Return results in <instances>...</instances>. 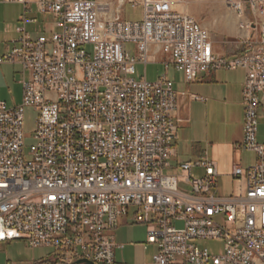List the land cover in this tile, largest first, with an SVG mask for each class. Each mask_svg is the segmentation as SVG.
Here are the masks:
<instances>
[{"label":"built area","instance_id":"2783aa9c","mask_svg":"<svg viewBox=\"0 0 264 264\" xmlns=\"http://www.w3.org/2000/svg\"><path fill=\"white\" fill-rule=\"evenodd\" d=\"M184 1L133 2L143 16L127 20L123 1L103 15L100 0H0L34 2L55 17L53 29L37 37L18 27L0 55V63L29 73L20 105L0 99V243L50 247L64 263L121 264L113 232L131 213L157 246L152 264H264V0H227L243 30L230 55L180 9ZM157 62L188 83L216 69L246 71L237 146L257 160L234 165L233 194L218 193V166L206 154L168 171L177 155L178 92L165 74L150 80L136 71L138 63ZM26 107L38 111L29 157ZM208 239L223 240L224 252L198 244Z\"/></svg>","mask_w":264,"mask_h":264},{"label":"crops","instance_id":"0c3cea01","mask_svg":"<svg viewBox=\"0 0 264 264\" xmlns=\"http://www.w3.org/2000/svg\"><path fill=\"white\" fill-rule=\"evenodd\" d=\"M2 3L7 4L6 2ZM11 8H13L12 12L6 19L15 28L10 32L11 35L7 37L8 39L6 38L4 41L5 51L13 40L11 38L20 35L18 27L22 25L33 37L48 32L54 27V15L52 13H41L34 2L30 3L29 6L13 3ZM215 49L221 54L230 55L233 53L232 46L225 49V51H220L215 45ZM170 79L174 81L175 89L178 92V106L174 115L179 127L175 139L177 155L172 158L169 171L176 172L180 163L196 160L206 154L218 166V182L222 180L230 181L231 189L224 195L233 194L236 190V183L232 175L234 165L240 164L243 167L252 165L244 159V152L247 149L237 146L244 138L245 107L242 91L246 71L242 68L236 70L216 69L201 73L198 80L190 83L185 80L183 75L179 79ZM261 124H264L263 110L260 113ZM262 137V141L258 139L260 142H264V129ZM181 144H186L191 157L180 158L182 155L179 151ZM185 155H188V153ZM256 160L257 155L255 162ZM199 170L201 171V169ZM132 224L138 223L133 221L131 213L123 216L120 225L113 232L115 240L120 226ZM139 225L143 227L144 237L141 240L131 241L130 246L144 247L145 249L154 246L155 251L149 254L146 262V264H152L157 246L148 243L147 226L145 224ZM116 243L119 245L118 248H123L126 245L117 241ZM119 263L123 264L122 262Z\"/></svg>","mask_w":264,"mask_h":264},{"label":"rangeland","instance_id":"374dc122","mask_svg":"<svg viewBox=\"0 0 264 264\" xmlns=\"http://www.w3.org/2000/svg\"><path fill=\"white\" fill-rule=\"evenodd\" d=\"M120 1L126 4L124 16L127 20H139L143 16V7L134 5L141 0H107V6L103 7L106 15L114 14L118 11ZM11 4L2 3L0 7V55L5 51V40L14 30V25L6 17L12 12ZM180 9L191 14L205 27L212 40L220 51H225L232 46L236 52L240 48L241 34L243 30L239 26L241 17L229 5L227 0H185L180 3ZM105 15L104 13H102ZM50 15L48 16V18ZM17 38V37H16ZM8 39V38H7ZM15 39L14 37L11 38ZM127 50L132 55L136 54L134 43H127ZM137 76H144L150 80H157L160 76L166 75L168 78L179 79L184 74L174 67L166 68L163 63L136 64ZM29 77V73H23L20 64L0 63V99L5 100L9 106L20 105L23 100V80ZM185 78V77H184ZM38 111L33 107H26L24 116L25 150L27 157L32 148L36 145L35 131L37 128ZM264 124L260 125L258 139L263 140L262 131ZM179 151L181 159L189 158L190 152L186 144H181ZM188 153V155H185ZM256 154L254 151L245 150L244 159L248 164H254ZM169 171V170H168ZM193 174L198 175L201 171L193 169ZM219 194H226L231 189L229 180L218 182ZM178 227L183 226L181 221H175ZM144 237L143 227L139 224L120 226L117 230L116 241L125 243L123 248L116 249V260L123 264H146L148 256L155 251V247L148 249L144 247L136 248L130 246L131 241L141 240ZM201 247L208 248L214 254L224 252L225 242L223 240L208 239L198 243ZM140 249V250H139ZM54 249L50 247H32L23 239H14L10 242L0 243V264H76L64 263L61 259L53 256ZM57 260V261H56Z\"/></svg>","mask_w":264,"mask_h":264},{"label":"water","instance_id":"95a60500","mask_svg":"<svg viewBox=\"0 0 264 264\" xmlns=\"http://www.w3.org/2000/svg\"><path fill=\"white\" fill-rule=\"evenodd\" d=\"M75 263L76 264H96L95 262L89 259H79Z\"/></svg>","mask_w":264,"mask_h":264},{"label":"bare ground","instance_id":"6f19581e","mask_svg":"<svg viewBox=\"0 0 264 264\" xmlns=\"http://www.w3.org/2000/svg\"><path fill=\"white\" fill-rule=\"evenodd\" d=\"M100 2H101V3H100V5H101V6H100V12H101V13H104V14L106 15L107 13H106L105 10H103V7H104V6H107V5H109V4H108L107 0H100ZM179 7H180V4H179Z\"/></svg>","mask_w":264,"mask_h":264},{"label":"trees","instance_id":"16d2710c","mask_svg":"<svg viewBox=\"0 0 264 264\" xmlns=\"http://www.w3.org/2000/svg\"><path fill=\"white\" fill-rule=\"evenodd\" d=\"M53 256H55L54 254H53ZM57 259H59V258H57ZM57 261V260H56Z\"/></svg>","mask_w":264,"mask_h":264}]
</instances>
